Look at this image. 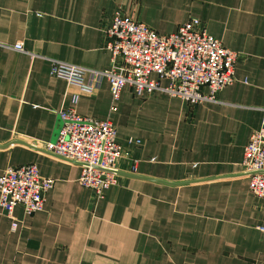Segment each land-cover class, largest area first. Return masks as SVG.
I'll use <instances>...</instances> for the list:
<instances>
[{
	"label": "crops",
	"instance_id": "obj_1",
	"mask_svg": "<svg viewBox=\"0 0 264 264\" xmlns=\"http://www.w3.org/2000/svg\"><path fill=\"white\" fill-rule=\"evenodd\" d=\"M115 10L159 34L198 18L237 52L235 80L196 104L126 85L111 109L105 78L85 93L52 76V60L109 66L103 28ZM69 107L116 128L117 170L130 175L100 199L81 165L39 145ZM263 110L264 0H0V174L34 163L54 179L41 211L14 208L15 229L0 211V264H264V198L241 168Z\"/></svg>",
	"mask_w": 264,
	"mask_h": 264
},
{
	"label": "built area",
	"instance_id": "obj_2",
	"mask_svg": "<svg viewBox=\"0 0 264 264\" xmlns=\"http://www.w3.org/2000/svg\"><path fill=\"white\" fill-rule=\"evenodd\" d=\"M13 48L23 51V44L16 42ZM103 49L108 51L110 60L104 70L52 60L50 74L85 93H91L105 78L112 95L111 109L126 85L138 95L161 91L196 104L215 99L218 91L235 80L237 52L224 47L195 17L174 32L159 34L115 10L103 28ZM76 100L74 95L72 101ZM57 115L55 139L39 144L40 147L59 158L80 163V183L90 188L96 198H102L107 189L119 182L118 174L107 171L117 170L122 154L116 128L109 118L82 116L73 107L61 109ZM241 168L248 177L251 193L264 198V110L259 128L252 131L244 146ZM53 185L54 179L41 176L34 163L6 167L0 174V211L11 219L12 229L17 227L14 208L20 205L26 215L41 211Z\"/></svg>",
	"mask_w": 264,
	"mask_h": 264
},
{
	"label": "water",
	"instance_id": "obj_3",
	"mask_svg": "<svg viewBox=\"0 0 264 264\" xmlns=\"http://www.w3.org/2000/svg\"><path fill=\"white\" fill-rule=\"evenodd\" d=\"M22 143H24V144H28V143H26V142H23V141H21ZM30 146H32V147H34L33 145H31V144H29ZM72 162H74V161H72ZM75 163H77V162H75ZM79 165H81L80 163H78ZM107 171H112V172H114V173H116V174H118V175H121V174H123V175H130L129 173H123V172H121V171H118V170H107ZM144 178H146V177H144ZM161 182H164V181H161ZM187 182H189V181H187Z\"/></svg>",
	"mask_w": 264,
	"mask_h": 264
}]
</instances>
